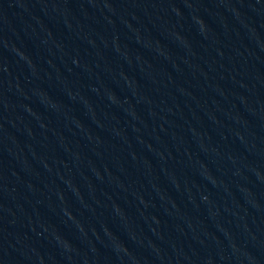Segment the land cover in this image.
Segmentation results:
<instances>
[{"label": "water", "instance_id": "water-1", "mask_svg": "<svg viewBox=\"0 0 264 264\" xmlns=\"http://www.w3.org/2000/svg\"><path fill=\"white\" fill-rule=\"evenodd\" d=\"M0 264H264V0H0Z\"/></svg>", "mask_w": 264, "mask_h": 264}]
</instances>
